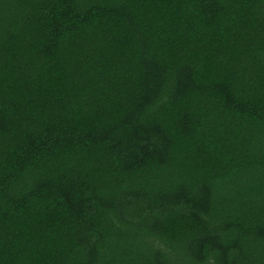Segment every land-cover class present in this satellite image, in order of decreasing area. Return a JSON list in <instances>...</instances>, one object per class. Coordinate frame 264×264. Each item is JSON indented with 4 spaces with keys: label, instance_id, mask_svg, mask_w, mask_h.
Segmentation results:
<instances>
[{
    "label": "trees",
    "instance_id": "trees-1",
    "mask_svg": "<svg viewBox=\"0 0 264 264\" xmlns=\"http://www.w3.org/2000/svg\"><path fill=\"white\" fill-rule=\"evenodd\" d=\"M0 264H264V0H0Z\"/></svg>",
    "mask_w": 264,
    "mask_h": 264
}]
</instances>
